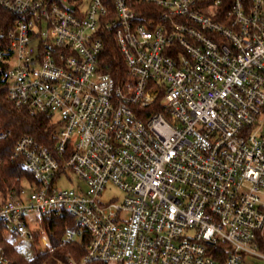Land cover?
<instances>
[{"label":"built area","instance_id":"built-area-1","mask_svg":"<svg viewBox=\"0 0 264 264\" xmlns=\"http://www.w3.org/2000/svg\"><path fill=\"white\" fill-rule=\"evenodd\" d=\"M0 4L17 16L0 91L55 124L53 145L16 140L30 176L0 206L4 235L48 245L43 218L68 214L63 243H86L68 264H264V0ZM107 30L120 80L100 60Z\"/></svg>","mask_w":264,"mask_h":264},{"label":"trees","instance_id":"trees-1","mask_svg":"<svg viewBox=\"0 0 264 264\" xmlns=\"http://www.w3.org/2000/svg\"><path fill=\"white\" fill-rule=\"evenodd\" d=\"M17 16L0 4V48L9 45L8 34L16 25ZM104 47L100 60L106 72L117 80L127 75L128 67L124 55L112 30L103 32ZM55 127L52 115L39 113L31 115L25 108L18 107L9 100L5 90L0 91V128L11 130L7 138H0V206L9 192L19 186L18 177L30 174L21 167L20 161L12 158L16 140L22 135H31L41 142L53 145L52 129ZM48 245L36 246L40 242L39 234L29 245H22L14 236L4 235L0 228V246H3L11 259L10 264H68L69 260L80 261L86 254V243L68 241L63 243L65 232L76 227L71 215L43 218ZM87 264H121L93 260Z\"/></svg>","mask_w":264,"mask_h":264},{"label":"rangeland","instance_id":"rangeland-1","mask_svg":"<svg viewBox=\"0 0 264 264\" xmlns=\"http://www.w3.org/2000/svg\"><path fill=\"white\" fill-rule=\"evenodd\" d=\"M70 178L72 181H70L68 179V177L65 176L64 178H62L58 181L56 186L57 187H63V188H70L73 186V184H75L79 181L78 177L72 173L70 174ZM27 189H28L27 192H30V189L29 188H27ZM122 195H123V193L119 188L114 187V186H109L106 190V193L102 196V198L105 201H109L115 196H118L119 198H121ZM28 219L30 221H33L35 219V214H30L28 216ZM256 263H258V262L256 261L254 264H256ZM259 263L262 264L261 261H259Z\"/></svg>","mask_w":264,"mask_h":264}]
</instances>
